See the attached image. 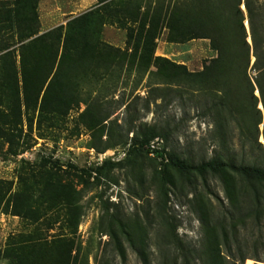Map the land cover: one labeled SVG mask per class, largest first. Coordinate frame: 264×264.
<instances>
[{"label":"trees","instance_id":"16d2710c","mask_svg":"<svg viewBox=\"0 0 264 264\" xmlns=\"http://www.w3.org/2000/svg\"><path fill=\"white\" fill-rule=\"evenodd\" d=\"M40 1L0 0V146H7V156L22 155L36 139L46 138V127L61 129L71 111L84 105L78 123L90 133L89 148L98 154L124 148L127 154L96 168L70 166L74 174L43 157L29 172L22 165L17 190L0 180V213L34 225L30 233L8 237L0 260L90 264V248L77 236L85 207L74 178L89 189L103 180L119 184L113 174L124 170L127 193L148 209L141 204L142 211L130 216L118 204L103 202L98 228L107 240L99 243L94 264H114L117 258L125 263L128 249L141 264H154V249L156 264H230L241 229L264 220V1L97 0L87 12L44 33ZM107 26L126 32L125 49L103 40ZM164 32L170 44L209 41L215 56L200 71L157 56ZM124 74L134 75L138 85L146 79L148 97L132 94L115 101ZM190 91L207 100L214 155L198 161L159 149L152 156L150 144L160 139L167 147L176 129L168 122H144L141 111L184 101ZM122 107L123 120L114 116ZM211 178L222 184L227 208L215 207L206 192ZM173 195L184 197L201 223L197 245L181 238L179 225L168 219ZM59 223L68 235L49 234ZM247 258L242 255L241 264Z\"/></svg>","mask_w":264,"mask_h":264},{"label":"rangeland","instance_id":"374dc122","mask_svg":"<svg viewBox=\"0 0 264 264\" xmlns=\"http://www.w3.org/2000/svg\"><path fill=\"white\" fill-rule=\"evenodd\" d=\"M264 1V0H260ZM97 3V0H41L39 4V16L42 33L54 29L60 25H65L71 18L79 16ZM103 40L116 48L125 49L126 32L115 27L107 26L103 31ZM157 56L165 57L178 64L185 65L190 71H200L210 59L215 56L211 50L209 41L194 40L186 44H170L166 41V32H164L158 42ZM116 81V80H115ZM138 79L134 75L126 77L124 74L120 80L118 92L115 94L114 100L124 98L128 100L129 96L148 97V81L145 79L141 85H138ZM193 91L187 95L184 101L176 100L168 107L162 109L151 106V111L142 110V120L149 124L166 122L171 124L175 130V134L166 143L159 145L160 150L165 151L177 150L196 160H207L214 155L217 149V143L214 138L212 117L206 112L207 100L202 96L198 97ZM112 100V97H109ZM140 105V108H142ZM85 106L82 105L78 111H71L66 125L61 129L44 130L45 139H36V131L32 134L36 139L34 144L28 151L17 157L7 156L5 154L7 146H0V180L11 181L14 191L19 188V176L22 174V165L29 172L35 169L41 163L43 157L51 158L52 161H59L61 167L66 172L74 174L75 169L70 166L83 168H96L101 166L104 161L110 160L119 162L126 158L127 151L124 148H118L108 151L105 154H98L95 150L90 149L88 144L90 141V133L83 125L78 123L79 115L84 111ZM123 120L125 109L122 107L114 115ZM263 127L261 126V129ZM27 124L24 125V132H27ZM36 129V126H35ZM263 139H261V142ZM25 164H23L24 162ZM116 179L119 184L112 181L103 180L102 184L95 185L89 189L79 185V180L75 179L78 189L83 192L81 204L85 207V216L83 217L78 228L77 236L83 245L90 248V264H94L93 256L99 249V243L107 240L99 232L98 224L102 216L103 202L110 201L118 204L124 209L126 214L133 215L136 209L142 211L144 205L145 210L148 209L146 202H139L127 193V177L125 171H115ZM67 177V174L65 175ZM93 181V180H92ZM208 195L212 198L215 207L223 209L228 207V202L222 184L211 178L208 181ZM151 199L155 196L152 192ZM101 197L102 200H101ZM142 204V206H141ZM168 219L179 225L178 234L186 242L197 245L202 237L201 223L197 215L192 210L184 197L171 196L169 202ZM113 210V208H112ZM144 214V213H141ZM162 219L156 220L155 229L158 231L162 227ZM44 234L47 224L42 225ZM34 230V225L30 222L11 215L0 213V249L5 247L9 236L18 233H30ZM69 230L61 223L57 224L49 234L68 235ZM156 239L153 236L152 245L155 248ZM233 249V256L230 264H241V256H247L245 264H264V220L260 224L250 222L245 228L239 232L237 241ZM241 250H237V246ZM255 257H259L256 261ZM152 260L156 264L158 254L154 249L152 251ZM0 264H8L5 260H0ZM114 264H141L137 255L132 249H128L127 261L124 263L119 258L115 259Z\"/></svg>","mask_w":264,"mask_h":264},{"label":"built area","instance_id":"2783aa9c","mask_svg":"<svg viewBox=\"0 0 264 264\" xmlns=\"http://www.w3.org/2000/svg\"><path fill=\"white\" fill-rule=\"evenodd\" d=\"M161 143H164V141L163 140H160V139H156L155 141H153L151 144H150V146H149V149H150V152H151V155L152 156H154V150H159L160 149V147H159V145L161 144Z\"/></svg>","mask_w":264,"mask_h":264},{"label":"water","instance_id":"95a60500","mask_svg":"<svg viewBox=\"0 0 264 264\" xmlns=\"http://www.w3.org/2000/svg\"><path fill=\"white\" fill-rule=\"evenodd\" d=\"M242 9H243V11L245 12V7H244V6L242 7ZM246 26H247V28H248V22H247V21H246ZM248 29H249V28H248ZM249 42H251L250 39H249ZM254 61H255V58H253L252 63H254ZM256 95L259 96V92H258V91H257ZM260 108L262 109V106H261Z\"/></svg>","mask_w":264,"mask_h":264}]
</instances>
